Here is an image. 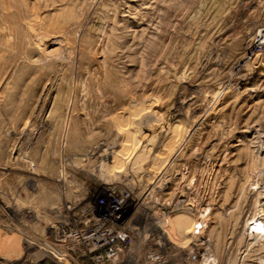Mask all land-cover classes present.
I'll return each mask as SVG.
<instances>
[{
	"label": "rangeland",
	"instance_id": "rangeland-1",
	"mask_svg": "<svg viewBox=\"0 0 264 264\" xmlns=\"http://www.w3.org/2000/svg\"><path fill=\"white\" fill-rule=\"evenodd\" d=\"M106 184L210 204L234 255L264 216V0H0V264H53Z\"/></svg>",
	"mask_w": 264,
	"mask_h": 264
},
{
	"label": "built area",
	"instance_id": "built-area-1",
	"mask_svg": "<svg viewBox=\"0 0 264 264\" xmlns=\"http://www.w3.org/2000/svg\"><path fill=\"white\" fill-rule=\"evenodd\" d=\"M101 191L93 203L68 212L51 226L49 239L44 243L53 264H219L222 259L225 264L230 259L235 260L233 264H244L250 246L246 242L250 239L257 249L248 259L262 264L258 244L264 242V229L256 225V220L264 223L261 211L247 215L242 239H238L231 257L225 252L234 238H228L223 251H218L207 231L210 204L195 208L190 239L185 248H179L159 220L180 203L155 201L146 189L135 193L116 184H106ZM180 249L185 251L183 259L177 257ZM171 259L174 261L170 263Z\"/></svg>",
	"mask_w": 264,
	"mask_h": 264
},
{
	"label": "bare ground",
	"instance_id": "bare-ground-1",
	"mask_svg": "<svg viewBox=\"0 0 264 264\" xmlns=\"http://www.w3.org/2000/svg\"><path fill=\"white\" fill-rule=\"evenodd\" d=\"M149 140L150 139L148 138V141ZM153 140H156V139H153ZM189 212L190 211L186 209V206L184 204H181L180 206H177L173 211L169 212L167 215H165L159 220L160 224L166 230L169 238L172 239L174 242L181 241L182 239H184V236L188 234V228L190 229L192 222L194 220V217H192ZM256 225L257 227L264 229L263 222L256 220Z\"/></svg>",
	"mask_w": 264,
	"mask_h": 264
}]
</instances>
